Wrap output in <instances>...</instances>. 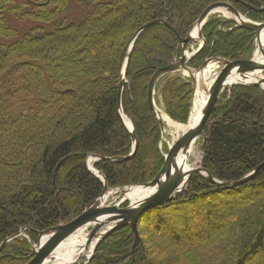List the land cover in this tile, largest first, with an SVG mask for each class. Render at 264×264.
<instances>
[{
	"label": "trees",
	"instance_id": "1",
	"mask_svg": "<svg viewBox=\"0 0 264 264\" xmlns=\"http://www.w3.org/2000/svg\"><path fill=\"white\" fill-rule=\"evenodd\" d=\"M77 1L80 19L71 0H0V244L29 228L4 247L0 264H27L30 240L94 203L103 183L87 167L90 154L132 152L117 100L128 44L141 26L165 19L186 38L204 10L223 1L264 22V0ZM233 26L221 14L211 15L206 45L188 65L248 58L254 34ZM181 54L178 38L164 24L150 26L136 41L123 109L139 149L123 162L95 163L110 187L149 182L163 167L162 131L148 86L159 68ZM191 100V85L180 76L162 77L156 85V104L176 122H187ZM208 123L201 164L211 176L235 181L264 163L263 89L227 88ZM163 150L168 152L165 144ZM139 233L133 250L130 226L114 231L91 264H264V167L231 189L194 175L186 192L142 216Z\"/></svg>",
	"mask_w": 264,
	"mask_h": 264
},
{
	"label": "water",
	"instance_id": "2",
	"mask_svg": "<svg viewBox=\"0 0 264 264\" xmlns=\"http://www.w3.org/2000/svg\"><path fill=\"white\" fill-rule=\"evenodd\" d=\"M264 10V8L262 9ZM221 12L224 17L234 23V28H247L254 34L252 40V50L248 58L231 60L223 57H212L207 59L199 68H193L188 65V62L197 53H199L206 45V39L204 36V27L209 17L215 13ZM156 24H164L169 27L176 37L178 38L182 46L181 56L172 62L171 64L159 68L152 76L148 86V101L151 109L160 123L162 132H165V122L163 119V110L156 104L155 101V89L159 80L164 77V80L172 76L182 77L186 83L191 85L192 100H191V113L188 123L191 120V114L194 109V97L196 92L200 90H207V82L213 79L212 84L208 88V97L203 105L201 115L198 120L191 124L186 132L179 137L172 144L168 142V152H164L165 163L159 173L149 182L142 184H132L126 187H110L106 175L102 170L95 166L96 162L109 159L113 162H123L133 158L139 149V139L135 130V126L128 116L125 115L123 109V92L127 84H130L128 79V66L129 61L136 44V41L140 35L150 26ZM264 36V22L255 21L242 14L237 10L230 2H215L209 5L200 18L197 20L194 27L186 38H182L177 30L171 26L165 19H156L150 21L141 26L129 41L125 63L121 72V78L119 82V92L117 100L118 116L121 118L126 128L131 135V141L133 145L132 152L127 156L122 157H103L90 154L87 158V167L97 177H99L103 183V190L101 194L96 198L94 203L86 208L79 216L66 224H59L57 226L43 230L37 241H31V248L29 252L30 261L27 264H44L48 259L54 257V253L61 243L75 234L79 229L83 227L90 228V232L87 234V248L92 244L96 238L94 247L92 248L85 264H91L93 257L101 245V243L114 231L130 226L132 233L135 236V242L133 244V250L140 243L141 236L139 233V223L142 216L151 208L163 205L178 198L183 194L194 175L199 174L219 188L231 189L240 186L251 179L264 167V163L257 166L255 169L247 173L243 178L235 181H223L211 176L210 173L202 167V164L198 167L184 168L181 165L179 157L181 155H187V160L184 161V165H189V155L191 148L195 142H200V151L203 156L204 147L206 145L208 133L210 129L208 123L209 118L215 108L217 101L220 100L221 94L228 88L231 92L234 86H257L264 90V62L260 66L256 64V42ZM264 56V51H263ZM217 65L218 69L213 78L209 79L211 74V67ZM258 67L260 69L258 70ZM209 70V71H208ZM209 75L203 77V72ZM207 79H209L207 81ZM127 119L130 123L127 122ZM163 142V141H162ZM163 145V143L161 144ZM134 186H143L146 189L152 190L147 196L138 200L137 203H133L131 199L126 195L128 190ZM120 189L121 200L115 204H107L108 198L113 195V191ZM29 228H22L16 234L6 238L0 244V253L4 247L13 239L23 235L27 236L26 230ZM25 233V234H24ZM83 259V256H79L74 260L68 261L67 264H76Z\"/></svg>",
	"mask_w": 264,
	"mask_h": 264
},
{
	"label": "bare ground",
	"instance_id": "3",
	"mask_svg": "<svg viewBox=\"0 0 264 264\" xmlns=\"http://www.w3.org/2000/svg\"><path fill=\"white\" fill-rule=\"evenodd\" d=\"M263 51H264V36H261V38L256 42V54H255V59L257 66H260L264 62V56H263ZM260 67H258V70ZM209 71V70H208ZM207 71V74L203 72V77L205 80V77L209 75V72ZM208 81V79H207ZM213 79H211L209 82H207V90H198L195 94L194 97V109L191 114V120L190 123L183 124L176 122L166 116L164 113L163 119L164 122L170 126H173L174 129L176 130V135L174 136L173 140H177L179 137H181L186 130L196 122L201 115V111L203 108L204 103L206 102V99L208 97V88L212 84ZM127 122L129 120L127 119ZM172 144L171 142H169ZM187 155H181L179 157V160L181 161V165L184 166V168L188 167L191 168L193 167H198L201 163L202 157H201V152H200V145L198 142H195L191 148V153L189 155V165L183 164L184 161L187 160ZM193 159V161H191ZM127 196L129 199L132 200V202L135 204L138 202V200L142 199L143 197L147 196L152 190L146 189L143 186H134L131 189H127ZM120 191V189H116L113 191V194L117 193ZM87 227H83L79 229L75 234L71 235L67 239H65L61 245L57 248L56 252L54 253V257L51 259H48L44 264H67L68 261L74 260L79 256H87L90 254L92 248L95 245L96 238L93 240L92 244L87 248L86 242H87Z\"/></svg>",
	"mask_w": 264,
	"mask_h": 264
},
{
	"label": "rangeland",
	"instance_id": "4",
	"mask_svg": "<svg viewBox=\"0 0 264 264\" xmlns=\"http://www.w3.org/2000/svg\"><path fill=\"white\" fill-rule=\"evenodd\" d=\"M70 4H72V8H73V13H75V14H78V19H80L81 18V12H80V5H79V2L77 1V0H71V2H70ZM70 8H71V6H70ZM219 14H221L222 16H223V14L221 13V12H218ZM248 17V16H247ZM226 18V17H225ZM249 18V17H248ZM18 23V22H17ZM18 24H20V22L18 23ZM21 26H22V24H20ZM217 69H218V66L217 65H213V67H211V71H210V74H211V76H210V78L209 79H211V78H213V76L215 75V73L217 72ZM178 76V75H177ZM208 79V80H209ZM185 81V80H184ZM161 108V107H160ZM162 109V108H161ZM191 109H192V106H191ZM163 110V109H162ZM163 112H164V110H163ZM190 113H191V110H190ZM164 114L166 115V116H168L169 118H171L169 115H167L165 112H164ZM189 117H190V115H189ZM188 121H189V118H188V120H187V122L186 123H183V124H187L188 123ZM179 123H181V122H179ZM162 131V130H161ZM176 130L174 129V127L173 126H170V125H168V124H166L165 123V132L163 133L162 132V141H161V144L163 143V144H165L167 147H168V142H171V143H173L175 140H173V138H174V136L176 135V132H175ZM201 143H202V141L200 140V142H199V145H200V147H201ZM161 149H162V152L164 153L165 151L163 150V145H161ZM201 152V151H200ZM201 157H202V159H203V156H202V154H201ZM191 161H193V159L191 160ZM201 163H202V160H201ZM197 175V174H196ZM132 185V184H131ZM129 186V185H128ZM189 187V186H188ZM187 190H188V188H187ZM186 190V191H187ZM185 191V192H186ZM121 197H122V195H120V192L118 193H115V194H113V195H111L109 198H108V200H107V204L109 205V204H115V203H117V202H119L120 200H121ZM225 208H226V206L224 207V208H222V212H224L225 211ZM190 211H192L191 209H189V210H187V215H189V216H193V217H195V218H193V221H198V217H196L197 216V213L196 212H192V213H189ZM188 216V217H189ZM176 217H178V219L176 218ZM175 219L177 220V222L176 223H178V222H181V216H175ZM90 232V228H88L87 229V233H89ZM25 234V233H24ZM134 242H135V239H134ZM86 259H87V257L86 256H83V259L82 260H80L78 263H76V264H85V262H86Z\"/></svg>",
	"mask_w": 264,
	"mask_h": 264
}]
</instances>
